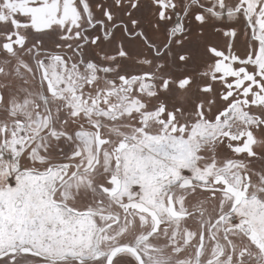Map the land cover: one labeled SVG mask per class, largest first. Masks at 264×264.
Masks as SVG:
<instances>
[{
    "label": "snow or ice",
    "instance_id": "obj_1",
    "mask_svg": "<svg viewBox=\"0 0 264 264\" xmlns=\"http://www.w3.org/2000/svg\"><path fill=\"white\" fill-rule=\"evenodd\" d=\"M0 264H264V0H0Z\"/></svg>",
    "mask_w": 264,
    "mask_h": 264
}]
</instances>
